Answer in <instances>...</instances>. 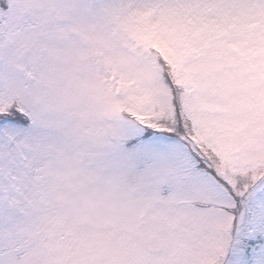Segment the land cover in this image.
<instances>
[{
	"label": "snow or ice",
	"instance_id": "snow-or-ice-1",
	"mask_svg": "<svg viewBox=\"0 0 264 264\" xmlns=\"http://www.w3.org/2000/svg\"><path fill=\"white\" fill-rule=\"evenodd\" d=\"M0 264H264V0H0Z\"/></svg>",
	"mask_w": 264,
	"mask_h": 264
}]
</instances>
